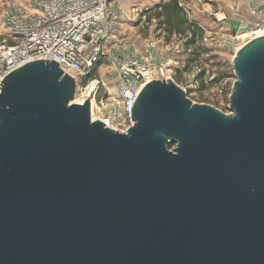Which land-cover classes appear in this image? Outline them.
I'll use <instances>...</instances> for the list:
<instances>
[{
	"label": "water",
	"instance_id": "1",
	"mask_svg": "<svg viewBox=\"0 0 264 264\" xmlns=\"http://www.w3.org/2000/svg\"><path fill=\"white\" fill-rule=\"evenodd\" d=\"M233 65L231 114L155 79L127 132L53 60L6 75L0 264H264V35Z\"/></svg>",
	"mask_w": 264,
	"mask_h": 264
},
{
	"label": "built area",
	"instance_id": "2",
	"mask_svg": "<svg viewBox=\"0 0 264 264\" xmlns=\"http://www.w3.org/2000/svg\"><path fill=\"white\" fill-rule=\"evenodd\" d=\"M117 9L116 0H34L28 5L12 2L0 15V81L34 60H53L77 84L85 81L106 55L105 45L114 30ZM261 35L264 26L260 24L240 46ZM146 54L142 56L128 43L116 60V95L98 105L94 102L97 119L114 130L127 132L133 126L132 106L145 83L155 79L175 81L169 64L159 61L154 41L147 45ZM179 86L189 95L202 83L196 79Z\"/></svg>",
	"mask_w": 264,
	"mask_h": 264
},
{
	"label": "rangeland",
	"instance_id": "3",
	"mask_svg": "<svg viewBox=\"0 0 264 264\" xmlns=\"http://www.w3.org/2000/svg\"><path fill=\"white\" fill-rule=\"evenodd\" d=\"M31 1L34 0H0V15L9 9L12 2L29 4ZM116 1L115 26L105 45L106 55L101 57L97 69L92 71L88 79L77 84L75 101L82 99L93 84L92 98L95 99V105L114 97L118 54L131 43L135 50L146 57L147 45L154 41L159 61L169 64L177 84L184 85L200 79L201 88L190 92L189 99L231 114L230 96L237 80L234 57L241 47V41L260 24L264 26V0H180L190 19L203 29L198 40L203 51L198 60L189 65L187 60L193 48L185 45L187 37L173 35L168 41L167 32L157 30V18H149L146 14L147 10L165 0ZM97 117L98 112L94 108L93 118Z\"/></svg>",
	"mask_w": 264,
	"mask_h": 264
},
{
	"label": "trees",
	"instance_id": "4",
	"mask_svg": "<svg viewBox=\"0 0 264 264\" xmlns=\"http://www.w3.org/2000/svg\"><path fill=\"white\" fill-rule=\"evenodd\" d=\"M146 14H148L149 18L152 16L157 18V30L166 31L169 36L168 41H170L173 35L187 37L185 45L193 48L191 57L187 60V65L192 61L198 60L203 51V47L198 45V40L203 34V29L197 22L190 19L187 10L180 0L162 1L147 10ZM98 64L94 66L93 72L97 69Z\"/></svg>",
	"mask_w": 264,
	"mask_h": 264
},
{
	"label": "bare ground",
	"instance_id": "5",
	"mask_svg": "<svg viewBox=\"0 0 264 264\" xmlns=\"http://www.w3.org/2000/svg\"><path fill=\"white\" fill-rule=\"evenodd\" d=\"M93 86H94V84H93ZM93 86H91V88L88 89V91L85 93V95H84V97H82V99H80V100H76V102L82 103V102H84L87 98L92 97V94H93V89H92V87H93ZM93 98H94V97H93ZM93 110H94V100H93Z\"/></svg>",
	"mask_w": 264,
	"mask_h": 264
},
{
	"label": "crops",
	"instance_id": "6",
	"mask_svg": "<svg viewBox=\"0 0 264 264\" xmlns=\"http://www.w3.org/2000/svg\"><path fill=\"white\" fill-rule=\"evenodd\" d=\"M18 3L24 4V5H27V4H28V3H27V4H25V3H23V2H18ZM29 3H30V2H29Z\"/></svg>",
	"mask_w": 264,
	"mask_h": 264
}]
</instances>
